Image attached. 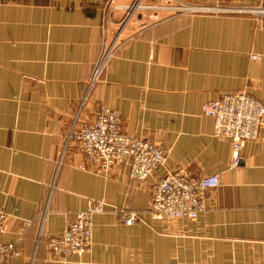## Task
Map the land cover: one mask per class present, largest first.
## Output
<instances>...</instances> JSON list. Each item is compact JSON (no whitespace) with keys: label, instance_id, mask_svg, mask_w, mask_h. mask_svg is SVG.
I'll use <instances>...</instances> for the list:
<instances>
[{"label":"crops","instance_id":"0c3cea01","mask_svg":"<svg viewBox=\"0 0 264 264\" xmlns=\"http://www.w3.org/2000/svg\"><path fill=\"white\" fill-rule=\"evenodd\" d=\"M133 1L0 0V209L10 214L0 242L16 241L21 252L3 264H264V127L233 168L231 142L214 135L202 111L241 90L264 103V19L147 7L124 24ZM105 106L120 112L124 133L168 151L148 180L131 178L127 165L101 172L76 142L65 147L74 120L90 122ZM176 169L219 174L220 185L196 219L155 220L153 185ZM90 200L107 203L91 251L51 257L50 238ZM122 209L140 220L122 224ZM24 220L31 225L20 236Z\"/></svg>","mask_w":264,"mask_h":264},{"label":"built area","instance_id":"2783aa9c","mask_svg":"<svg viewBox=\"0 0 264 264\" xmlns=\"http://www.w3.org/2000/svg\"><path fill=\"white\" fill-rule=\"evenodd\" d=\"M113 0H111L110 5ZM163 7L179 12H232L251 15L258 20L264 17V5L235 6L230 8L181 3L179 5H156L146 0H134L126 5L124 24L135 13L144 8ZM123 24V25H124ZM261 55L251 54V59L260 61ZM102 72L95 71L94 79ZM203 113L213 121L214 135L228 139L232 145L231 167H238L243 161L245 144L258 140L264 127V103L246 90L225 94L202 104ZM76 142L87 162L101 172H109L117 166L127 165L131 178L148 180L155 171L166 166L168 151L159 143L128 135L121 127V114L112 107L100 108L92 121L76 118L66 135L65 147ZM219 174L193 176L182 169L165 172L158 178L152 190L149 212L158 221H176L182 218L196 219L206 208L207 192L220 185ZM107 203L90 200L85 210L75 212L62 234L50 238L48 248L51 257L60 258L83 255L92 249L94 218L105 213ZM120 222L133 225L140 220L137 212L122 209L118 211ZM10 214L0 209V234L5 231ZM31 225L24 220L20 236ZM16 241L0 242V264L12 256H19Z\"/></svg>","mask_w":264,"mask_h":264},{"label":"rangeland","instance_id":"374dc122","mask_svg":"<svg viewBox=\"0 0 264 264\" xmlns=\"http://www.w3.org/2000/svg\"><path fill=\"white\" fill-rule=\"evenodd\" d=\"M262 19H264V17H263V18H261L260 20H262Z\"/></svg>","mask_w":264,"mask_h":264}]
</instances>
